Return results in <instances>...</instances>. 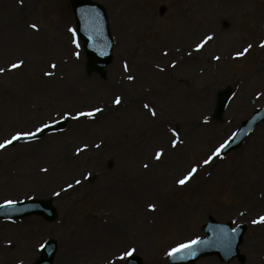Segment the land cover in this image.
Listing matches in <instances>:
<instances>
[{
  "label": "rangeland",
  "instance_id": "rangeland-1",
  "mask_svg": "<svg viewBox=\"0 0 264 264\" xmlns=\"http://www.w3.org/2000/svg\"><path fill=\"white\" fill-rule=\"evenodd\" d=\"M92 1L107 11L115 43L104 76L86 73L69 0H0V68L5 69L0 73V143L45 123L69 122L64 130L35 142L0 149V204L48 200L57 213L53 221L39 215L0 219V264H34L50 240L58 246L54 264L110 261L129 249H135L133 255L143 264H167L172 249L203 236L209 218L246 227L240 246L246 259L224 263L211 256L195 264H264V223H252L264 216V123L239 150L203 163L264 106L261 82L238 107L249 72L264 65V0H251L248 6L242 0L238 7L237 0ZM211 21L215 25L209 26ZM180 24L187 34L199 32L198 38L192 37L196 42L216 28L233 33L237 45L216 65L204 61L202 52L185 57L190 51L167 37L171 27ZM19 61L20 68L9 70ZM148 67L160 69L158 75L145 74ZM49 72L52 75H45ZM228 87L232 100L223 119L215 121L218 94ZM169 96L178 100L169 103ZM117 97L124 104H115ZM96 108L102 111L93 118H65ZM173 140L178 141L176 147ZM77 149H83L79 155ZM157 152L163 153L159 160ZM194 166L198 171L192 179L177 184ZM249 175L259 181L253 183ZM133 177L147 182L160 177L149 191H158L162 209L151 215L153 225L145 226L144 219L140 227L126 221H121L124 226L108 223L101 194L113 192L105 187L122 193L133 186ZM132 206L137 212V204ZM118 228L123 231L119 235ZM68 252L70 260L65 259Z\"/></svg>",
  "mask_w": 264,
  "mask_h": 264
},
{
  "label": "water",
  "instance_id": "water-1",
  "mask_svg": "<svg viewBox=\"0 0 264 264\" xmlns=\"http://www.w3.org/2000/svg\"><path fill=\"white\" fill-rule=\"evenodd\" d=\"M79 36L85 42V52L89 59L87 73L100 72L104 74V68L112 61L113 39L109 33L107 15L103 7L88 0H70ZM231 90L228 89L221 93L218 98L217 110L214 117L221 120L226 107L230 101ZM264 122V108L257 110L253 116L242 123L240 129L233 138L227 142L228 146L223 150L222 155H226L233 150L240 148L252 131ZM65 123L61 122L49 127L41 132L38 137L43 136L48 130L63 128ZM19 140L16 142H22ZM32 214H41L48 220L56 217L55 211L46 201H33L24 204H15L12 208H0V218H22ZM206 234L199 239L201 243L193 246L192 249L178 253L175 258L169 259V264H194L199 259L217 254L224 262H230L235 258L241 261L245 257L240 255L238 247L242 242L245 227L240 226L232 230L231 224H220L210 218L208 224L203 227ZM56 243L49 242L44 249V257L37 264H53ZM128 264H142L139 257L133 256L128 260Z\"/></svg>",
  "mask_w": 264,
  "mask_h": 264
},
{
  "label": "bare ground",
  "instance_id": "bare-ground-1",
  "mask_svg": "<svg viewBox=\"0 0 264 264\" xmlns=\"http://www.w3.org/2000/svg\"><path fill=\"white\" fill-rule=\"evenodd\" d=\"M3 1H5V0H3ZM241 2H242V0H237L236 6L237 7L242 6ZM250 3H251V0H243V6H248ZM1 5H2V3H1ZM212 25H215V21L210 22L209 26H212ZM213 29H215V31L210 30L209 33L207 32L205 35H203V37H201L196 42L193 38H198V36L196 34L199 32L197 31L195 33L193 31V34L191 33L192 35L187 34L185 32V29L182 28V24H180L178 26L171 27L167 37H169V41L170 40L176 41L177 44H179V45H181L180 43H182L184 45L185 49L190 51V53L185 57H188V58L193 57V56L199 54L200 52H202V53H204V56H203L204 61H206V62L208 61L211 65H216L222 61L227 60L231 56V54L235 48V45H237V38L231 32H226L224 30H219L216 28H213ZM203 30H202L201 35L203 33H205V31H203ZM193 35H196V36H193ZM208 36L213 37V39L208 41L200 51H197V45L200 44L201 42H203L204 39ZM176 49L183 56L184 53L181 51V49L180 48H176ZM199 56H201V55H199ZM217 56L220 57L219 60L215 59V57H217ZM192 65H193V62L188 63V66H192ZM141 71L143 73V70H141ZM144 71H145V74H153L151 72H154L157 76L159 73L158 71H160V69L148 67V68H145ZM248 75H249L248 86L240 91L241 93L239 96V100L241 102L238 104L239 108H241L246 103V100L244 101V99L246 98L248 91L251 89V87H255L258 83L260 84L261 82L264 83V65L254 67L249 72ZM246 81H247V77L244 78L243 84ZM168 99H169V103L178 100V98L175 96H169ZM121 104H124V102H122ZM146 154L140 155V157L146 156ZM141 167H140V169H141ZM157 167L150 168V170L153 171ZM190 170L191 169H187L185 175H187V173ZM148 172L145 171V174H147ZM140 174L143 175V171ZM173 174H175V171H173ZM185 175H183V176H185ZM249 176H250L249 177L250 180H253L252 181L253 183L256 180L259 181V179H257V177H255V180H254V178L251 177L252 175H249ZM249 178L247 180L248 184L252 183L249 180ZM158 180H160V177L150 180L151 183L147 182V181H139V180L135 179L134 177L130 178V182L133 184V186L131 185L130 187L123 188L122 193H120L119 189L116 190L115 187H114V189L116 191L113 189V187H105L107 189L111 188L113 190V192H111L109 194V196L105 197V194L107 193V191H106L105 194H101V196H103V197L101 198V196H100V198H99V200L105 204L104 210H106L105 216L107 217V220H108L107 222L111 223L112 221H114V223H115V221H117L118 224H121L122 226H124L121 221H126V223L130 222L131 225L137 226L138 224L142 223V219H144L145 226H147V224H150V223H152V225H153V221L151 220V215L154 212L160 211L162 209V206H161V201L158 197V195H159L158 191L153 192L154 191V189H153L152 193H150L149 189H150L152 183L157 184ZM260 184L264 186V177L261 179ZM249 190H251V189H249ZM150 196L153 197V205L155 206V211H152L149 208V205H152V204L148 203V201L151 199ZM133 203H135V206H136V204L138 206L137 212H133L131 209V206ZM177 209H178V211H182L183 207L178 206ZM118 217H119V219H118ZM110 220H112V221H110ZM83 223H84L83 225L80 224V227H82V228L84 225L86 226V223L85 222H83ZM141 225L142 224H140L139 227ZM143 227H144V225H143ZM103 228H104V225H103ZM9 229H12V227H9ZM69 232H70V230H69ZM121 232H123V231H121L119 228L116 229V231H115V233L118 235ZM19 249L21 252L24 253V250H25L24 247L21 246ZM35 251H36L35 248L32 249V252H35ZM67 254H68V257L65 255L66 258L65 257L64 258L67 260L68 259L70 260L72 257L69 258V252ZM23 257H26V254H24ZM117 257L118 256H115L114 259H111V260H113V262H110L111 260L110 261L100 260L101 262H99L96 259H90L89 261L82 262L81 264H113V263L115 264L116 261H120L119 259H117ZM82 258H83V256L81 257V259ZM84 260H87V258L85 257ZM84 260H82V261H84ZM61 264H63V263H61Z\"/></svg>",
  "mask_w": 264,
  "mask_h": 264
},
{
  "label": "snow or ice",
  "instance_id": "snow-or-ice-1",
  "mask_svg": "<svg viewBox=\"0 0 264 264\" xmlns=\"http://www.w3.org/2000/svg\"><path fill=\"white\" fill-rule=\"evenodd\" d=\"M31 27L33 29H36L37 28V25L33 24L31 25ZM70 31L73 32V36H75V30H72L70 29ZM213 37L211 36H208L204 39L203 42H201L200 44L197 45V51H200L204 45L212 40ZM75 42V41H74ZM76 46L79 47V44L76 43ZM262 47H264V44L261 45ZM251 48V45L248 46V48H245L242 52H238L236 54V57L237 58H240V57H243L248 51L249 49ZM167 54V53H165ZM78 55V54H77ZM215 59L219 60L220 57L217 56L215 57ZM23 65V61H19L17 63H13L10 65V68L9 70H15V69H18L20 68L21 66ZM173 67H175V65L173 64L172 65ZM53 69H55L56 65L53 64L51 66ZM125 69H127V65H125ZM5 71L4 68H0V73H3ZM45 75H52V73H45ZM129 80L133 79L132 76H129L128 77ZM114 103L119 105L121 103V98L120 97H117L115 100H114ZM145 108H149V105L148 104H145L144 105ZM102 109L100 108H96L94 109L93 111H80V112H77L75 115H72V114H66L65 118L67 119H73V120H80L82 117H89V118H93L95 117V115L99 112H101ZM151 111V115L152 116H156V111L154 109H150ZM49 127H53V125H50V124H43L42 126L36 128L35 131H21V132H16L10 139H7L5 141H3L2 143H0V149H4L6 147H8L9 145H12L14 144V142L16 141H19V140H25V141H31V140H35L37 138V136L43 132L45 129L49 128ZM175 135V133H174ZM178 141L177 140H173L172 142V146L173 147H176ZM228 146L227 142L225 144H222L219 148H217L215 150V152L212 154V156H210L208 159H205L203 161L204 165H208L212 162L213 159H215L216 157L218 156H221L223 150ZM87 145H85V149H86ZM97 147H99V145H97ZM83 149H77V155H79V153L82 151ZM163 153L162 152H157L156 153V156L155 158L157 160L161 159ZM145 167H148V165H145ZM43 171H47V169H43ZM198 171V169L194 166L191 168V170L187 173V175H185L183 178H180L176 181L177 184H179L180 186H184L186 183H188V181H190L192 179V177L196 174V172ZM81 181L80 180H77L76 181V184H80ZM69 188L72 187V185H68ZM56 195H60V193H55ZM17 203V201L15 200H6L3 204H0V208H5V209H8V208H12L15 206V204ZM149 208L150 210L152 211H155V206L154 205H149ZM253 224H256V223H264V216H261L259 217L258 220H253L252 222ZM199 243H201L199 240H193L189 243H185V244H181L179 245L177 248H174L171 250V252H169V256H172L173 258H175V256L178 254V253H182V252H185L187 250H190L193 248V246L195 245H198ZM43 247V246H42ZM135 249H129L123 253H121L117 259L119 260H123V261H128L129 258H131L133 256V253H134Z\"/></svg>",
  "mask_w": 264,
  "mask_h": 264
}]
</instances>
